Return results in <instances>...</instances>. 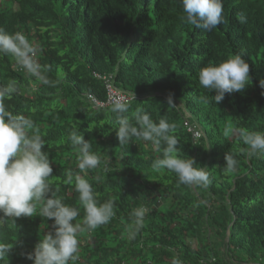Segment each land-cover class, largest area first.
I'll list each match as a JSON object with an SVG mask.
<instances>
[{"label":"trees","instance_id":"16d2710c","mask_svg":"<svg viewBox=\"0 0 264 264\" xmlns=\"http://www.w3.org/2000/svg\"><path fill=\"white\" fill-rule=\"evenodd\" d=\"M212 255L264 264V0H0V264Z\"/></svg>","mask_w":264,"mask_h":264},{"label":"built area","instance_id":"2783aa9c","mask_svg":"<svg viewBox=\"0 0 264 264\" xmlns=\"http://www.w3.org/2000/svg\"><path fill=\"white\" fill-rule=\"evenodd\" d=\"M33 57V54H32ZM109 87V103H124L131 98H134L135 96L130 94V93H122L118 91L115 87H112L110 84L108 85ZM218 261L217 257L212 255L209 258H202L199 263L197 264H216Z\"/></svg>","mask_w":264,"mask_h":264},{"label":"clouds","instance_id":"9594fccd","mask_svg":"<svg viewBox=\"0 0 264 264\" xmlns=\"http://www.w3.org/2000/svg\"><path fill=\"white\" fill-rule=\"evenodd\" d=\"M184 125L188 127L190 131L193 132L194 139L200 138V137H206V131L200 124H191L189 120H187Z\"/></svg>","mask_w":264,"mask_h":264},{"label":"rangeland","instance_id":"374dc122","mask_svg":"<svg viewBox=\"0 0 264 264\" xmlns=\"http://www.w3.org/2000/svg\"><path fill=\"white\" fill-rule=\"evenodd\" d=\"M200 125H203V124H200ZM204 125H205V124H204ZM203 128H204V127H203ZM83 230H84L83 228H82L81 230H79V227H77V229H75V232H78V233H79V232H80V233L85 232L86 234L92 232V229H90V230L86 229V230H84V231H83ZM93 232L96 233V230H94ZM85 233H84V234H85ZM89 235H90V234H89ZM89 235H88V236H89ZM130 263H131V262H130ZM133 264H136V263H133ZM149 264H150V263H149Z\"/></svg>","mask_w":264,"mask_h":264}]
</instances>
